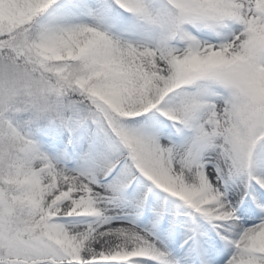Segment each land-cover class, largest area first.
<instances>
[{"label": "rangeland", "instance_id": "obj_1", "mask_svg": "<svg viewBox=\"0 0 264 264\" xmlns=\"http://www.w3.org/2000/svg\"><path fill=\"white\" fill-rule=\"evenodd\" d=\"M57 1L0 0L7 17L46 8L34 21L36 34L27 24L0 26V176L17 148L13 131L32 156L23 166L41 189L34 201L48 207L70 251L24 222V202L9 200L0 186V255L48 259L28 264H264V244L239 245L237 235L264 224V0ZM111 1L130 11L126 21L111 17ZM34 37L60 58L93 55V67L126 75L119 111L146 113V121L120 123V135L113 134L100 118L83 120L72 103L73 117L65 118L59 94L67 79L43 65ZM241 46L244 56L209 72L205 87L184 88L176 102L161 98L162 77L184 53L227 57ZM179 76L191 78L185 69ZM171 114L191 122V131L176 139ZM55 142L61 153H53ZM51 154L60 166L49 176L43 170ZM167 171L176 174L170 182ZM199 188L223 203L236 196L213 207L209 197L192 194ZM230 220L232 239L223 235ZM110 221L122 224L117 233L128 242L102 253L95 246ZM234 250L262 261L236 260Z\"/></svg>", "mask_w": 264, "mask_h": 264}, {"label": "trees", "instance_id": "obj_2", "mask_svg": "<svg viewBox=\"0 0 264 264\" xmlns=\"http://www.w3.org/2000/svg\"><path fill=\"white\" fill-rule=\"evenodd\" d=\"M113 14L120 16L122 13L118 7L112 4ZM43 11L29 13L23 17H7L0 11V26L6 28L19 29L23 24L29 25V29L36 34L38 31L35 24L36 18ZM34 48L40 55L45 64L56 69V74L65 77L67 83L60 86L64 90L60 92V97L64 101V110L69 112V103L75 104L78 110L88 116L100 115L106 126L117 133L116 125L119 122H139L142 116H125L120 113L117 102L123 93L124 84L127 76L120 75L115 71L102 70L93 67L91 58L84 59L77 57V53L68 55L67 59L54 55L51 51L43 48L35 39ZM244 47L241 46L236 52L227 57L221 55L209 54L201 60L192 58L185 54L172 61L170 72L162 77V87L160 95L162 98L179 99L183 91V83L180 82L179 71L185 69L190 73L192 81L198 82L203 79V73L210 72L215 67H227L244 56ZM14 61V60H13ZM260 90L264 94V84H260ZM264 108V107H263ZM177 121L179 118H176ZM14 141V148L7 156L9 164L4 173L0 176V186L7 190L9 200L22 201L26 206L24 222H29L37 230L45 233L48 238L62 248L69 250L64 244V240L58 230V225L52 221V214L49 213L48 207H40L34 199L41 193L30 171L25 170L22 166L26 163L31 155H28L25 141L14 132L8 133ZM7 159V160H8ZM9 188V189H8ZM11 201V202H12ZM26 223L24 227H26ZM29 258L27 262L26 259ZM17 257L13 255H0V264H28L29 262H38L40 259L31 257Z\"/></svg>", "mask_w": 264, "mask_h": 264}, {"label": "bare ground", "instance_id": "obj_3", "mask_svg": "<svg viewBox=\"0 0 264 264\" xmlns=\"http://www.w3.org/2000/svg\"><path fill=\"white\" fill-rule=\"evenodd\" d=\"M57 142L53 143V144H55V150H54L55 152H53V153H61L62 150H63L62 148H60V147H58L56 145ZM44 163H45V170H43V173L46 174V175H49V176H52L51 172L52 173L56 172L55 168L60 166V165L57 164V161L55 160V154L54 155L51 154L50 158ZM64 169H66V168H64ZM64 171L67 172L66 170H63V172ZM57 173H55V174H57ZM166 176H167V181L166 182H170L172 179H174L176 177V174L174 172L167 171L166 172ZM58 179H60V175H59ZM102 179H104V177ZM251 182L254 183L253 181H251ZM187 186H186V184H182V183L179 184V187L182 188L181 189L182 191L189 190L187 188ZM194 193H195V196H197V197H206V196L209 197L210 201L213 204V207L217 203L218 208H224L225 205H228L230 203L232 204L233 201H234V197L236 196V195H232L229 200H227L226 202L223 203V201L220 200L221 198L218 199L216 194H211L210 192L208 193V191H205L202 188L201 189L199 188L198 190L195 189V191H193L192 194H194ZM203 201H206V199H203ZM215 216L217 218H219L218 215H215ZM123 219H125V218H123ZM220 219H222V218H220ZM225 219H226V217L223 218V220H225ZM132 222H134V221H132ZM136 223L142 224L143 222H141V219H138V220H136ZM120 225H122V224H120L119 221H117V222L116 221L106 222L103 225V229H101V231H102V233L104 235V239L102 241L103 244H101V243L99 245L97 244L95 246V250H98L99 252H102V253H106V252H108V249H112L111 247H113L115 245L117 246V245H119V243L122 244V242L123 243L124 242H128V240L125 239V237L122 234H121L122 235L121 236V235H119L117 233V232L120 231L118 229V227ZM235 228L236 227L234 226V222H232L230 220L228 223H226V230H224L223 235H226V237H228L229 239H232L231 237H234V232L236 233V231L234 230ZM237 235H239V237H240L239 245H241L242 243H248V242H261L262 244H264V224L254 226L253 228L247 229L245 231L244 230L243 231L239 230ZM178 250H179V253H180L181 257H187L186 255L189 253L187 251V247H182V245H180ZM235 250H238V248L235 249ZM235 250L233 251V254H234L233 258H235L236 260H245V261L250 260V261H256L258 263L262 261L260 257H254V256H250V255L249 256H244L242 253H237V251H235ZM97 257L108 258V257H113V256L112 255L111 256L107 255V256H97ZM153 260H154L153 261L154 263L157 262V264L158 263L162 264L160 261H157L156 259H153ZM149 263L150 264H154L152 262H149ZM165 264H168V263H165Z\"/></svg>", "mask_w": 264, "mask_h": 264}]
</instances>
